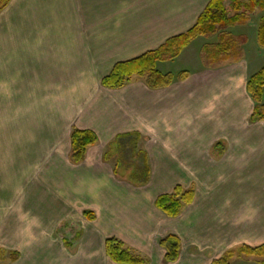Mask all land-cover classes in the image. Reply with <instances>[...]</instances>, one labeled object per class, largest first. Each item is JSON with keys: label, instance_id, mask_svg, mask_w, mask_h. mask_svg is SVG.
<instances>
[{"label": "crops", "instance_id": "0c3cea01", "mask_svg": "<svg viewBox=\"0 0 264 264\" xmlns=\"http://www.w3.org/2000/svg\"><path fill=\"white\" fill-rule=\"evenodd\" d=\"M209 1L10 0L0 11V248L19 255L0 264H117L108 237L146 264H173L159 239L176 235L182 250L183 232L212 217L227 232L259 234L238 245L264 243V121L250 122L246 92L264 59L162 69L190 75L160 89L101 85L115 63L187 31ZM73 127L98 137L79 164L68 157ZM135 136L150 170L142 185L118 180L103 160ZM176 185L194 198L170 218L155 199ZM64 220L82 226L71 248L57 231Z\"/></svg>", "mask_w": 264, "mask_h": 264}, {"label": "trees", "instance_id": "16d2710c", "mask_svg": "<svg viewBox=\"0 0 264 264\" xmlns=\"http://www.w3.org/2000/svg\"><path fill=\"white\" fill-rule=\"evenodd\" d=\"M10 0H0V11L6 7ZM259 14L254 34L259 47H264V0H210L204 10L200 13L196 22L187 31L168 38L158 48L148 51L138 57L117 62L111 71L102 77L101 85L108 89H119L125 86L133 76L141 78L149 89H160L171 85L175 81L186 79L190 72L181 70L179 72H162L158 69L159 62L175 60L180 53L195 39L203 37L206 39L201 46L199 57L204 68L215 69L228 62H236L243 57V45L247 42V35L244 33L235 34L237 26H247L254 14ZM246 92L253 101V109L250 115V122L264 121V65L252 73L246 81ZM70 151L69 161L73 164L81 163L89 147L98 142L96 134L88 129L73 127L69 135ZM130 138L122 146H129L136 141ZM121 137L116 138L119 143ZM129 144V145H128ZM220 146L219 143L216 147ZM125 150V151H124ZM141 153L143 164L147 172L146 178L137 182V185L145 184L149 178V166L147 155L144 151H136L135 148H120L119 153L123 159L129 153ZM117 166V162L114 167ZM115 172V168H114ZM194 192L192 189H183L176 185L172 192L157 196L155 206L170 218L178 217L183 209L192 203ZM86 219L92 220L95 214L91 210H84ZM62 225V224H61ZM60 225V227H61ZM70 227L67 233L71 237L64 238V244L72 247ZM73 233L74 229L72 230ZM80 236L78 231L76 239ZM158 244L164 249L163 261L173 263L179 259L181 241L173 234L166 235L159 239ZM106 255L111 261L117 264H146L147 260L136 251L126 247L116 237H108L104 241ZM16 251H8L0 248V262L8 260L14 262L18 258ZM234 258H252L259 264H264V243L256 246L239 244L225 250L219 257L214 258L209 264H231Z\"/></svg>", "mask_w": 264, "mask_h": 264}, {"label": "rangeland", "instance_id": "374dc122", "mask_svg": "<svg viewBox=\"0 0 264 264\" xmlns=\"http://www.w3.org/2000/svg\"><path fill=\"white\" fill-rule=\"evenodd\" d=\"M258 16L259 14H254L252 16L251 22L247 26H237L233 30L235 34L244 33L247 35V37L248 34L250 35L249 41L243 51V56L245 55V57L249 60L264 59V47H259L256 41L255 34H251L254 33ZM205 41L206 39H204L203 37H199V39L192 41L191 44H189L188 47H186L175 60L171 61L170 63H158V69L162 72H166L162 69L168 68L171 70L194 69L195 65L200 62L198 54L199 48L205 43ZM137 80L142 81V79L138 78L137 76H133L130 79L131 82ZM143 141L144 140H140L137 143L130 144L129 147H140V144L142 145ZM120 148L121 147L117 144H112L110 145V148L104 149V152L106 153H103V160L110 163L109 165L111 166L113 176L115 178H118V180H126V182L129 183H137L142 181V179L146 178L147 172L143 164V157L141 153L132 152L129 153V155H127V157L123 159L122 154L119 153ZM116 162L117 166L114 167ZM241 163H243V161H241ZM18 180H21V178H19ZM184 209H186V207ZM86 210L92 211L93 209L88 208ZM185 214L186 212L183 215ZM203 220L202 222L205 226L196 229L191 228L190 230H186V232H183V249H180L181 254L179 255V259L176 262H173V264H209L214 257L217 258V256L219 257L228 248L235 247L236 245H238V241L251 239L255 240L253 237L259 236V234L254 233L227 232L225 231V228L227 227L218 225V222L220 220L219 217H212L210 218V220L205 219V221ZM61 224H59L61 225V227L59 226L57 229L58 232H61L62 235L66 237H71V235L66 232L67 227H70L72 228L71 234L72 236L74 235V237L71 238V241L75 242V240H78L76 239L75 234L80 231L79 227L82 228L81 224L77 225L75 223H71L68 220L62 221ZM207 224L210 225L208 226ZM73 229L74 231H76L75 233H73ZM98 230H100V227ZM125 246L128 247L126 244ZM140 255H142L147 261H149L147 256H145L144 254ZM231 264H257V262L252 258H234L231 261Z\"/></svg>", "mask_w": 264, "mask_h": 264}]
</instances>
